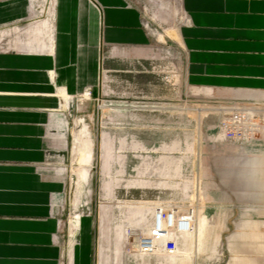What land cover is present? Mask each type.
Instances as JSON below:
<instances>
[{"label":"rangeland","instance_id":"374dc122","mask_svg":"<svg viewBox=\"0 0 264 264\" xmlns=\"http://www.w3.org/2000/svg\"><path fill=\"white\" fill-rule=\"evenodd\" d=\"M55 1L27 0L33 19L0 24V51L24 40L28 25L48 20ZM84 1L101 22L100 2ZM124 2L149 37L148 57L111 59L121 50L101 43L95 86L87 84L75 95L57 90L59 113L69 124L67 150L59 160L67 169V209L95 219L99 249L118 264H264V210L262 218H221V210L231 208L221 202L229 188L221 187L219 127L221 110L230 106L221 105V92L187 80L184 0ZM83 130L87 149L77 151L74 136ZM242 154L247 202L232 209L251 215L257 206L250 198L264 190V143ZM157 207L194 214L192 233L180 237L173 255L150 246Z\"/></svg>","mask_w":264,"mask_h":264},{"label":"crops","instance_id":"0c3cea01","mask_svg":"<svg viewBox=\"0 0 264 264\" xmlns=\"http://www.w3.org/2000/svg\"><path fill=\"white\" fill-rule=\"evenodd\" d=\"M98 1L101 22L84 0H56L48 20L28 25L24 40L0 51V264H118L99 249L93 217L70 212L77 220L66 222L67 169L59 162L69 124L57 90L75 95L95 86L101 43L121 50L111 59L148 57L137 14L124 0ZM184 10L188 82L221 92L222 106L264 102V0H184ZM34 17L27 0H0V24ZM245 164L237 146L221 141V187L229 188L221 202L231 208L221 218L263 217L264 190L250 198L257 206L251 215L232 209L247 202Z\"/></svg>","mask_w":264,"mask_h":264},{"label":"built area","instance_id":"2783aa9c","mask_svg":"<svg viewBox=\"0 0 264 264\" xmlns=\"http://www.w3.org/2000/svg\"><path fill=\"white\" fill-rule=\"evenodd\" d=\"M221 113V141L237 146L241 155L242 152L254 150L257 145L264 143V102L230 107L221 110ZM68 212L66 222L71 226L77 219ZM194 221L192 213L182 214L155 208L149 235L150 246H159L168 255L177 253L180 237L192 233Z\"/></svg>","mask_w":264,"mask_h":264},{"label":"bare ground","instance_id":"6f19581e","mask_svg":"<svg viewBox=\"0 0 264 264\" xmlns=\"http://www.w3.org/2000/svg\"><path fill=\"white\" fill-rule=\"evenodd\" d=\"M88 137L89 136L87 135L85 130L81 131L80 133H76L75 134L74 138H75V145H76L77 151H82V150L87 149ZM85 178H86L85 177V172H81L80 173V180H79V184L80 185L83 184V181H84Z\"/></svg>","mask_w":264,"mask_h":264}]
</instances>
